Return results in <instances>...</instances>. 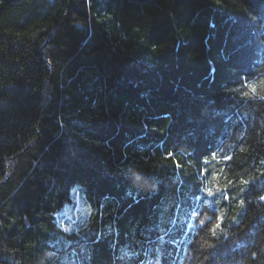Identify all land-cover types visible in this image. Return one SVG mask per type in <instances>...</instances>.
<instances>
[{
	"label": "trees",
	"instance_id": "obj_1",
	"mask_svg": "<svg viewBox=\"0 0 264 264\" xmlns=\"http://www.w3.org/2000/svg\"><path fill=\"white\" fill-rule=\"evenodd\" d=\"M262 97L264 0H0V264H264Z\"/></svg>",
	"mask_w": 264,
	"mask_h": 264
},
{
	"label": "rangeland",
	"instance_id": "obj_2",
	"mask_svg": "<svg viewBox=\"0 0 264 264\" xmlns=\"http://www.w3.org/2000/svg\"><path fill=\"white\" fill-rule=\"evenodd\" d=\"M89 215L90 207L78 193H75L73 202L57 215L58 225L65 231H79L85 226Z\"/></svg>",
	"mask_w": 264,
	"mask_h": 264
},
{
	"label": "snow or ice",
	"instance_id": "obj_3",
	"mask_svg": "<svg viewBox=\"0 0 264 264\" xmlns=\"http://www.w3.org/2000/svg\"><path fill=\"white\" fill-rule=\"evenodd\" d=\"M216 2H217V3H220L221 0H216ZM253 92H255V88H253ZM246 95H247V93H246ZM262 98H264V97H262ZM169 155H172V154L170 153ZM213 155H215V153H213ZM225 159H230V157H227V156H226ZM205 163H207V161H205ZM137 179H139V178H137ZM245 183H247V182H245ZM208 195H212L211 190H208ZM261 199H264V197H261ZM222 219H223L222 217L219 218L220 221H222ZM219 227H220V223H217V224L215 225L213 231H215V229H217V228H219Z\"/></svg>",
	"mask_w": 264,
	"mask_h": 264
}]
</instances>
